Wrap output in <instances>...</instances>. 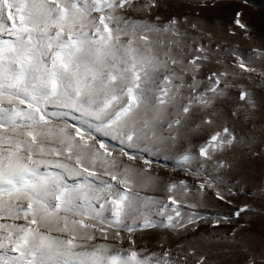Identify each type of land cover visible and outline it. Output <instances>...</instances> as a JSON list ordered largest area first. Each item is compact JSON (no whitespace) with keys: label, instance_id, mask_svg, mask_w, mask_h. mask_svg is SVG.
I'll return each mask as SVG.
<instances>
[{"label":"snow or ice","instance_id":"obj_1","mask_svg":"<svg viewBox=\"0 0 264 264\" xmlns=\"http://www.w3.org/2000/svg\"><path fill=\"white\" fill-rule=\"evenodd\" d=\"M222 2L0 0V264H264L247 203L216 259L185 242L264 159V41Z\"/></svg>","mask_w":264,"mask_h":264},{"label":"rangeland","instance_id":"obj_2","mask_svg":"<svg viewBox=\"0 0 264 264\" xmlns=\"http://www.w3.org/2000/svg\"><path fill=\"white\" fill-rule=\"evenodd\" d=\"M242 8L245 15L244 20L249 24L255 43L259 44L264 41V0H248L247 5L243 4L242 0H232L231 5L222 2L215 9L208 8L202 11V15H206L214 20L227 21L232 18L234 11ZM176 7L172 9L174 12L186 11ZM247 48L248 42L241 45ZM264 125L257 123L254 132L257 136V143L254 147L264 151V145L259 144V139L264 133L260 131ZM237 157L241 156V150H237ZM239 172L243 183L233 185L236 194L231 197L233 205L230 207L226 204L218 202L214 197L211 198L206 207L202 206L200 212L207 214L209 220L202 222L199 225V231L195 234L189 232L185 234L187 241L194 242L197 240H211L213 259L217 258V253L220 249L227 251L231 246L229 229L232 225L221 224L219 227L213 228L211 218L217 214L230 215L231 212L242 204L247 203L256 213H250L253 216L252 225L246 230L244 239L258 251H264V159L249 158L244 154V159L241 161L240 167L235 169ZM182 175V174H181ZM242 189V190H241ZM156 195H164V193H155ZM147 242V241H145ZM150 247L156 249L155 243L152 242ZM231 259L232 257H225Z\"/></svg>","mask_w":264,"mask_h":264}]
</instances>
